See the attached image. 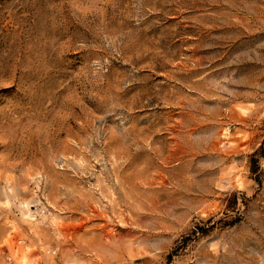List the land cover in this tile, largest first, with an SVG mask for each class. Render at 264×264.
<instances>
[{"label":"rangeland","instance_id":"374dc122","mask_svg":"<svg viewBox=\"0 0 264 264\" xmlns=\"http://www.w3.org/2000/svg\"><path fill=\"white\" fill-rule=\"evenodd\" d=\"M0 264H264V0H0Z\"/></svg>","mask_w":264,"mask_h":264}]
</instances>
